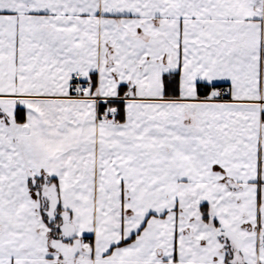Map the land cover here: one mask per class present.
<instances>
[{
  "label": "snow or ice",
  "instance_id": "1",
  "mask_svg": "<svg viewBox=\"0 0 264 264\" xmlns=\"http://www.w3.org/2000/svg\"><path fill=\"white\" fill-rule=\"evenodd\" d=\"M0 264H264V0H0Z\"/></svg>",
  "mask_w": 264,
  "mask_h": 264
}]
</instances>
